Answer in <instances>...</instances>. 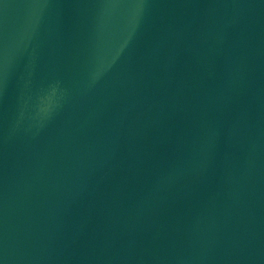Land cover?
Returning a JSON list of instances; mask_svg holds the SVG:
<instances>
[{"label": "water", "instance_id": "obj_1", "mask_svg": "<svg viewBox=\"0 0 264 264\" xmlns=\"http://www.w3.org/2000/svg\"><path fill=\"white\" fill-rule=\"evenodd\" d=\"M0 264H264V0H0Z\"/></svg>", "mask_w": 264, "mask_h": 264}]
</instances>
